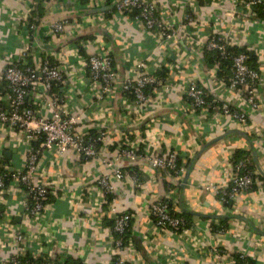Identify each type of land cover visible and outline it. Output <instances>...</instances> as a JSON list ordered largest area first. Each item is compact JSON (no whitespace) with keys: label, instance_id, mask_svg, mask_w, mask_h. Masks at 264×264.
<instances>
[{"label":"crops","instance_id":"crops-1","mask_svg":"<svg viewBox=\"0 0 264 264\" xmlns=\"http://www.w3.org/2000/svg\"><path fill=\"white\" fill-rule=\"evenodd\" d=\"M117 1H43L39 7L41 16L34 20L33 30L24 32L16 18L33 19L38 0H0V77L3 59L18 56L34 38L39 46L34 61L47 55L63 57L66 87L61 95L68 112L82 116L78 130L109 132L92 159L69 153L59 157L49 153L39 156L34 182L45 183L50 192L40 221L26 223L22 193L5 194V202L0 204L7 219L6 225L0 219V264H6L16 253L12 242L17 234L25 236L23 249L33 258L56 264H66V260L69 264H111L114 239L111 227L104 225L106 220L113 222L114 215L101 221L104 206L97 182L114 169L125 171L131 167L140 174L141 188L127 180L116 183L112 200L115 214L129 212L133 216V244L141 250L131 244L129 252H122L130 257L128 264H231L229 258L222 259L213 249L225 251L230 257L244 255L251 261L248 264H264V183L258 182L252 192L238 196L230 211L212 189H205L208 185L227 186L232 169L229 162L236 150L250 151L264 172V73L258 84L262 109L248 116L247 128L230 117L216 120L189 110L185 95L189 81H195L209 96L240 107L239 96L229 93L221 84L223 79L218 77L214 66L206 65L203 43L210 35L227 36L231 32L235 49L251 50L264 57V23L255 22L257 19L247 14L231 16V8L243 0H155L158 18L175 34L173 40L162 42L130 15L116 12ZM187 14L196 20L195 24L186 23ZM58 21L66 22V31L60 39L52 40L47 29ZM88 36L92 40L80 43L79 54L80 40L73 41ZM96 43L110 50L119 82L137 71L156 75L165 69L169 87L154 93L145 111L136 110L138 115H132L131 119L124 110L127 106L123 104L125 96L120 85L115 86L106 103L98 105L95 88L79 60V56L86 58ZM4 103V91L0 89V107ZM43 111L49 115V109ZM238 132L246 133L250 144ZM119 134H126L128 142L137 146L134 161L115 160L119 148L114 138ZM223 134H228L225 139L210 143ZM111 146L117 149L112 152ZM27 149L0 145V163L3 159L8 162L9 171H22ZM151 150L157 155L177 153L184 171L188 169L185 164L192 161L187 178L184 172L173 181L170 174L148 165ZM164 181L171 186L168 192ZM157 199L169 200L177 214H191L190 226L184 230L186 239L173 231L154 228L149 209ZM231 214L245 218L248 223L229 219L227 230L222 231L224 218Z\"/></svg>","mask_w":264,"mask_h":264},{"label":"built area","instance_id":"built-area-1","mask_svg":"<svg viewBox=\"0 0 264 264\" xmlns=\"http://www.w3.org/2000/svg\"><path fill=\"white\" fill-rule=\"evenodd\" d=\"M47 1L44 0V2ZM90 1L98 3L100 0ZM257 7L264 14V0H243L239 5L232 7L230 13L232 17L247 14L253 19H257ZM114 9L116 12L130 15L135 23L142 25L147 31L153 33L158 40L162 42L173 40L174 32L168 25L163 24L157 16L158 6L155 0H118ZM185 17L187 24L196 23L191 15L187 14ZM16 19L20 30L24 32L33 30L35 23H33L34 20L30 16H17ZM254 21L264 23V19ZM66 26V22H53L48 26L47 34L52 40H58L65 34ZM233 36L234 34L231 32L227 33V36L213 34L205 39L203 46L206 52H214L231 60L230 76L225 81L223 79L221 84L229 93H235L239 96L238 98L242 102L240 107L236 103L213 96V100L207 101L209 94L195 81H189L185 95L189 110L198 111L202 115H211L216 120L230 117L242 127L247 128L248 116L260 113L262 109L259 101L258 84L261 73H264V57L260 53L252 51L258 63V68L254 70L248 66V56L243 51L229 54L228 50L235 48L232 41ZM31 39L33 40L26 43L18 56H7L3 59L4 69L0 77V89L4 91L5 96V103L0 107V145H10V147L11 145H18L28 148L24 169L20 172H14L10 176L8 186H5L3 180L5 175L0 173V204H4L5 194L13 191L22 193L24 218L26 223L29 224L36 223L43 218V213L47 207L45 200L50 196L45 183L34 182L39 156L42 153H49L59 157L69 153L85 160L92 159L97 155L96 145L102 143L104 137L109 133L105 130H99L97 137L91 139L88 138L89 133L78 130L77 126L82 116L70 114L61 95L66 87L63 57L47 55L34 61V57L39 52V46L34 38L31 37ZM84 41L91 42V40L82 39L77 44V48L82 49L81 44ZM77 51L79 53V50ZM79 57L81 67L87 70L89 80L95 88L94 99L98 105L107 102L111 97L112 90L117 85L121 86L123 92L132 94L133 100L128 97L123 98V104L127 106L123 107L127 112L128 119H131L132 115H138L136 110L139 113L145 111L150 100L154 99V93L169 87L166 85V80L163 81L155 75L141 74L140 71L135 72L136 74L133 76L125 77L122 82H119L110 50L100 45V43L95 44L94 50L86 58ZM141 66L142 64L138 68ZM213 68L217 72L219 67L215 65ZM69 85L71 87L72 84ZM146 89L151 90L150 96L146 95ZM44 108L49 109V115L43 111ZM111 134L113 133L111 132ZM114 139L115 146L119 148L115 156L116 161H134L137 158V146H133V143L128 142L126 134L116 135ZM37 141H40L38 148L32 149L31 144ZM125 145L127 147H124ZM149 157L147 159L148 165L164 173L169 174V172H172L173 174L170 175L173 181L185 172L183 166H177L180 157L173 151L157 155L151 150ZM108 167L111 168V164H108ZM240 167H242V163L236 168L231 167V175L227 186L215 188L213 185H208L205 189H212L222 204L229 200L233 203L242 193L252 192L259 181L254 178L253 172L236 174ZM126 180L138 189L142 186L134 174L118 169L102 175L97 182L104 206L103 211L100 213L101 221L106 217L112 218L111 215H114L112 218L113 226L111 227L114 239L111 264H128L130 261V257L124 256L122 252H129L132 245L129 244L122 251L121 239L117 238L116 235L124 233L133 216L129 212L115 214L113 201L107 202L105 199L107 195L114 194L116 183ZM149 214L150 217L154 218L153 226L155 229L160 231L170 230L181 239H186L184 236H187V233L181 229L182 220L171 217L167 206L159 199L151 203ZM0 219L6 225L7 219L4 212H0ZM25 241L23 234H17L14 237L12 244L15 245L17 250L6 264H24L20 258L26 254L23 249ZM212 252L218 254L222 259L227 260L229 258L231 264H236L234 256H231V258L225 251L213 249ZM238 256L243 260L241 264H248L245 262L246 256L240 254ZM33 260L35 264H49L47 262L39 263L37 261L39 257L33 258Z\"/></svg>","mask_w":264,"mask_h":264},{"label":"trees","instance_id":"trees-1","mask_svg":"<svg viewBox=\"0 0 264 264\" xmlns=\"http://www.w3.org/2000/svg\"><path fill=\"white\" fill-rule=\"evenodd\" d=\"M44 0H38V7L34 8L33 10V20L36 21V18L39 19L40 16H41V13H40V4L43 2ZM256 11H257V20H262L264 19V14L263 12L261 11V9L259 7L256 8ZM33 23L36 24V22L33 21ZM82 39H88V40H92L90 36L88 37H83V38H78V39H75L73 42H77L79 40H82ZM78 50L80 52H82V49L80 47H78ZM243 51V53H245L247 56H248V66L254 70H256L258 68V63L256 61V56L254 54V52L252 51H249L247 49H241V50H237L235 48H231L228 50V53L229 54H236L238 52H241ZM204 58H205V62H206V65L209 66V67H213L215 65H218V71H217V75L218 77H220L221 79H224V81L230 76V73H229V69L231 67V60L228 59V58H223L221 57L220 55H218L217 53H214V52H206L205 51V55H204ZM113 66H114V61H113ZM166 71L165 69H161L160 72H158L155 76H157L158 78H160L161 80H166L168 75H166ZM55 89V88H54ZM145 93L146 95L150 96L151 95V90L149 89H146L145 90ZM124 96L125 97H128L129 99L133 100V96L132 94H127L124 92ZM214 98L212 96H208L207 97V101H210V100H213ZM97 137V134L93 131L89 132V136L88 138H91V139H95ZM86 138V139H88ZM38 142H33L31 144L32 146V149H37L38 148ZM100 143H98L96 145V151L99 150L100 148ZM117 148L115 146H111L109 147V150L110 151H115ZM7 161L5 160H1V163H0V173L5 175L3 180H4V183H5V186H8V184L10 183V176H12L14 174V172H11L9 171V167L5 168L7 166ZM230 165L232 168H236V166H238L240 163H242V167H240V170L238 172H236V174L238 175H241L242 173L246 172V173H254V178L257 179V181L259 182H262L264 183V180L258 175L256 174V169H255V166H254V163L252 161V155H251V152L250 151H241V150H236L234 152V154L231 156L230 158ZM188 163L185 164V167L186 168H191V165H189ZM177 166H184L181 164V162H177ZM190 170V169H189ZM125 171H127L129 174H134L137 178V180L140 182V177H139V173L138 171L131 167V168H127ZM169 174H173L172 172H169ZM165 186H166V190L167 192L171 190V186L168 185L165 181ZM230 189V188H229ZM114 195H107L105 197L106 201L107 202H111L114 198H113ZM48 201H50V197H47L46 200H45V203L47 204ZM160 201L162 203H164L166 206H167V210H168V213L171 217H174V218H178V219H181L182 222H183V225L181 226V229L185 230V229H188L189 226H190V217H191V214L189 213H182V214H177L174 209H173V205L171 204V202L167 199H160ZM223 205L230 211L232 206H233V203L232 201H226L223 203ZM0 212L3 213V208L2 206L0 207ZM151 222L154 223V218L151 217ZM104 226H108V227H112L113 226V222L109 221V220H106L105 221V225ZM221 227H222V231H225L227 230L228 228V224H227V220L226 221H223V223L221 224ZM132 220L130 221L129 225L127 226V228L125 229L124 233L122 235H116L117 238H120L121 239V249L122 251L125 250V248H127V246L129 244H132L134 245V247L139 251L141 250V248L134 242L133 244V238H132ZM235 260H236V264H241V262L243 260H241L239 258L238 255H233ZM21 262L24 263V264H35L34 260L32 257H30L29 255L25 254L23 257L20 258ZM39 263H49V264H56L55 262H51V261H48V260H43L41 258H39ZM246 263H250L251 261L246 259L245 261ZM66 264H69L68 260H66L65 262ZM74 264H81L80 262H74Z\"/></svg>","mask_w":264,"mask_h":264},{"label":"water","instance_id":"water-1","mask_svg":"<svg viewBox=\"0 0 264 264\" xmlns=\"http://www.w3.org/2000/svg\"><path fill=\"white\" fill-rule=\"evenodd\" d=\"M231 133H232V132H231ZM234 133H235V132H234ZM228 134H229V133H228ZM228 134H223L222 136H220V137H218V138L212 140V142H210V143H214V142H216V141H218V140H221V139L223 140V139H225V137H226ZM238 134H240L243 138H245L246 141L249 142V144H250L249 137H248V135H247L246 133H244V132H243V133L238 132ZM5 157H9V154H6ZM252 159H253V162L255 163L254 166H255V168H256V170H257L258 175H260L262 178H264V172L261 170V168H260L259 165L257 164V162H256V158H255L254 155L252 156ZM191 164H192V161L190 162V165H191ZM158 171L160 172V170H158ZM188 172H189V168L185 171V178H187ZM206 217H209V216H206ZM224 219H226V220L233 219V220H237V221H240V222L248 223V221L245 220V218H243V217H241V216H239V215H235V214L228 215V216H226Z\"/></svg>","mask_w":264,"mask_h":264}]
</instances>
